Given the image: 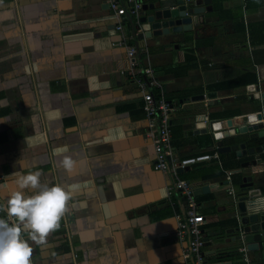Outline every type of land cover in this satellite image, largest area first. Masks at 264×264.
Returning a JSON list of instances; mask_svg holds the SVG:
<instances>
[{
	"label": "crops",
	"instance_id": "0c3cea01",
	"mask_svg": "<svg viewBox=\"0 0 264 264\" xmlns=\"http://www.w3.org/2000/svg\"><path fill=\"white\" fill-rule=\"evenodd\" d=\"M205 5L190 28L140 38L128 21L115 28L106 0H0V207L29 172H41V184L79 186L46 244L29 240L34 264H183L175 215L184 201L167 196L172 174L153 167L132 61L151 65L172 106L173 158L218 150L219 159L176 172L205 219L202 263L260 259L247 249L245 261L232 239V199L247 177L264 194L257 153L239 146L253 88L264 89V0ZM64 155L71 172L60 167Z\"/></svg>",
	"mask_w": 264,
	"mask_h": 264
},
{
	"label": "built area",
	"instance_id": "2783aa9c",
	"mask_svg": "<svg viewBox=\"0 0 264 264\" xmlns=\"http://www.w3.org/2000/svg\"><path fill=\"white\" fill-rule=\"evenodd\" d=\"M190 0H183V2ZM108 9L115 19L114 26L121 31L122 26L129 19L131 13L138 17L141 10V0H106ZM130 12V13H129ZM128 16V18H127ZM119 45H125L121 39L117 41ZM136 52V47L132 44L126 46V53L129 57ZM130 77L133 79L142 97V109L147 121V134L151 137L155 152L153 167L172 174L170 185L167 186V196L170 191H178L184 201V209L176 213L175 234L180 241H183L181 247V256L183 264H203L201 246L204 243L202 225L205 221L203 214L196 209V199L194 192L187 180L177 176V167H183L190 163L211 157H218V150L207 153H198L190 156L173 158L171 145L170 114L172 106L163 93L161 84L155 78L151 65L147 62L142 66L133 65L131 62ZM154 87L156 90H152ZM229 173V172H228ZM169 199L171 205L175 201ZM1 218V217H0ZM3 219H8L4 217ZM11 223V221H9ZM23 236V235H22ZM24 239H26L23 236ZM238 251L245 261H248L247 248L244 244L238 246ZM31 264H34L31 257Z\"/></svg>",
	"mask_w": 264,
	"mask_h": 264
},
{
	"label": "water",
	"instance_id": "95a60500",
	"mask_svg": "<svg viewBox=\"0 0 264 264\" xmlns=\"http://www.w3.org/2000/svg\"><path fill=\"white\" fill-rule=\"evenodd\" d=\"M208 1L159 0L149 12L144 10L146 4H142L138 17L129 15L128 23L132 34L140 38L180 32L192 26L193 15L209 9L210 6L205 5ZM253 91L251 99L255 103L252 110L243 115V142L239 146L243 148L245 142L251 143L248 151L257 153L252 161L258 163L264 185V89L255 86ZM185 167L187 165L177 167V171ZM232 206L237 219L232 239L247 249L259 250L261 257L256 264H264V194L260 188L252 187L250 177L235 188Z\"/></svg>",
	"mask_w": 264,
	"mask_h": 264
},
{
	"label": "clouds",
	"instance_id": "9594fccd",
	"mask_svg": "<svg viewBox=\"0 0 264 264\" xmlns=\"http://www.w3.org/2000/svg\"><path fill=\"white\" fill-rule=\"evenodd\" d=\"M74 166L70 155L60 160V167L66 171L71 172ZM40 176L39 171L17 176L6 205L0 207L8 217L0 218V264H31L33 247L29 240L36 245L46 244L49 233L59 228L67 203L79 187L71 185L65 189L60 184H41ZM26 189L37 191L27 195ZM22 232L27 233L28 239L23 238Z\"/></svg>",
	"mask_w": 264,
	"mask_h": 264
}]
</instances>
